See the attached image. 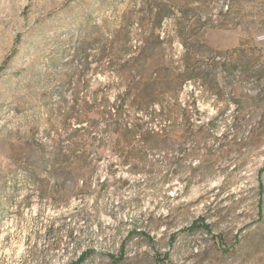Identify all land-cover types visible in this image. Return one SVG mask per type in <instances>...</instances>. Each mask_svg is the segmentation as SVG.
<instances>
[{"label":"rangeland","instance_id":"rangeland-1","mask_svg":"<svg viewBox=\"0 0 264 264\" xmlns=\"http://www.w3.org/2000/svg\"><path fill=\"white\" fill-rule=\"evenodd\" d=\"M152 3L165 13L161 31L168 47L155 60L158 67L181 63L184 50L173 25L182 19L201 36L188 42L199 51L191 65L208 83L231 80L221 71L224 62L236 66L234 81L244 69L249 75L264 70V0H0V264H74L87 251L93 252L83 264H264V142L225 156L220 144L231 114L218 130L187 140L182 173L169 182L165 169L134 173L107 151L81 170L85 176L72 178L68 167H54L47 171L59 175L37 184L28 177L29 165L13 155L18 139L34 143L33 136L51 151L53 139L67 138L76 122L64 130L60 107L80 111L82 102L117 82L111 69L139 45L140 17L150 19ZM116 50L119 58L110 62ZM251 87L252 80L243 90ZM196 95L207 123L217 109L215 93ZM248 129L235 139L248 136ZM95 133L104 137L105 126ZM227 138L234 139L232 131ZM155 157L149 153L151 161ZM208 166L209 179L189 180L194 169ZM203 216L212 232L191 230ZM136 228L158 239L157 249L170 259L155 263L144 236L128 237ZM123 244L127 261L113 262L109 255L118 257Z\"/></svg>","mask_w":264,"mask_h":264},{"label":"trees","instance_id":"trees-1","mask_svg":"<svg viewBox=\"0 0 264 264\" xmlns=\"http://www.w3.org/2000/svg\"><path fill=\"white\" fill-rule=\"evenodd\" d=\"M153 4L150 5V19L148 14L140 17L142 34L139 45L134 50L130 49L129 59L111 69L117 82L108 83L105 88L94 93L92 100L82 102L79 105L80 111L72 107L62 113L63 107H60V125L64 130H69L71 119L76 122L67 138L53 139L51 151H47V146L35 141L33 136L31 140L34 143L17 140L13 155L21 164L29 165L30 180L40 184L42 176L59 175L57 171H47L49 168L52 170L63 166L70 169L66 173L69 177L78 179L86 175L81 173L82 169L104 160L106 152L110 151L121 164H130L134 173L142 172L146 167L150 168L149 174L159 171L160 167L165 169L163 180L169 182L182 173V163L186 156L183 145L187 140L205 134L208 128L218 130L227 114L232 115V120L230 127H226L227 132L223 134L225 140L220 144L225 156L233 150L264 142V70L249 75L248 70L244 69L245 71H240L239 80L234 81L232 77H236L233 76V69L236 66L232 67L224 62L221 64V71L231 80L224 86L219 82L214 85L208 83L199 67L191 65L199 51L194 44L190 45L188 42L197 35H192L182 19L175 21L173 25L175 39L184 50L181 63L177 67L173 64L158 67L155 60L162 59L168 45L167 38L161 31L165 13H162L161 6L155 3L156 7H152ZM146 20L150 22L148 27H145ZM197 38L200 42L201 36L198 35ZM111 44L113 52L118 40ZM119 54L117 50L114 55L108 54L110 62L117 61ZM198 79L202 82L201 87L196 85ZM251 80L252 89L245 92L243 88ZM190 85L191 92H186ZM197 90H200L201 97L215 93L217 109L213 119L207 123L202 122L203 112L199 108ZM111 92H117L113 100L108 97ZM101 125L105 126V136L97 137L95 132ZM51 126L54 128L56 124ZM247 129L248 136L237 141L235 138L243 135ZM229 131L234 136L232 140L227 138ZM173 152L176 155H172ZM196 152L197 150L193 151L194 154ZM149 153L156 154L153 161L149 159ZM41 168H46L45 173L38 171ZM212 172L211 166L202 171L194 169L189 180H207ZM262 174L263 169L259 171L260 188L263 189ZM40 192L48 194L45 189ZM197 228L212 232L209 218L199 217L190 227L191 230ZM134 235H142L148 240L154 249L152 258L155 263L170 259V253H160L157 249L158 239L145 229L136 228L128 237ZM175 238L176 235H172L171 239ZM125 245L123 244L118 257L109 255L113 262L127 261ZM92 252L82 253L74 264H83Z\"/></svg>","mask_w":264,"mask_h":264}]
</instances>
